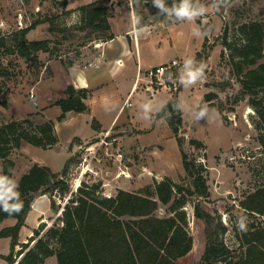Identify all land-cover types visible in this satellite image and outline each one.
<instances>
[{
	"label": "rangeland",
	"instance_id": "obj_1",
	"mask_svg": "<svg viewBox=\"0 0 264 264\" xmlns=\"http://www.w3.org/2000/svg\"><path fill=\"white\" fill-rule=\"evenodd\" d=\"M65 1L0 0V36H11L15 31L38 21L36 27L27 33V38L48 40L49 47L29 59L14 51L12 43L11 49H0V124L12 119L30 118L34 123L52 119L59 136V142L48 148L23 141L20 148L13 149L11 157L16 162V168L6 186L15 191L23 171L34 163H45L54 171H61L70 156L79 154L77 159L81 160L84 153L93 155L94 151H82L78 145L94 143L107 130H111L118 141L109 146L102 145L101 148L96 144L93 150L97 151V159L92 161V171H89L91 178L87 177L90 182H107L105 189L112 194H116L120 188L151 191L155 179L166 177L184 186H192L193 179L185 170L180 172V169L183 170L184 149L190 157L205 166L211 193L207 197L191 196L183 207L187 212L193 247L175 264H196L204 253L205 222L196 216L194 209L199 201L204 210L219 217L226 225L220 237L228 245L239 247V235L245 231L240 229L239 224H245L247 230L249 224L262 220V217L247 212L241 201L256 189L264 187V119L251 105L250 95L241 92L228 53L221 57L224 49L221 36L225 24L227 33L232 37L239 23L264 18V0H191L195 1L193 8L205 9L197 18L204 26L210 46L208 52L192 59L190 65L185 63L181 70L174 72L172 78L166 74L168 85L155 83L147 89L144 82L145 85L131 98L133 105L123 110H120V106L129 94V83L117 79L110 70L100 75L105 85L95 89L96 94L90 105L105 125L114 118L118 121L111 128L97 131H93L91 112H74L67 114L63 120L58 118L62 110L55 102L66 94L71 68H86L85 64L98 55L100 48L91 40L93 36L74 27L79 23L80 14L75 9H66ZM91 1L67 0V5L72 8ZM116 2L125 4L126 0H114L112 6ZM138 2L141 14L137 22L156 18L153 0ZM172 2L176 5L180 3L179 0ZM175 17V13H168L165 19L170 21ZM184 27L189 35L187 43L196 45L201 29L193 20H187ZM169 53L175 54L171 50ZM202 65V75L196 82L190 83L187 73L201 69ZM97 70L95 67L87 69L93 73ZM141 92H145L144 95ZM208 92L215 95L208 99L205 96ZM150 94L154 95L153 99H149ZM259 96L264 99V90L260 91ZM175 97L179 98L183 111L179 137L165 118L155 119V114L168 99ZM132 116L134 119H131ZM136 124L143 129L135 128L133 125ZM151 127L153 129H149ZM192 139L200 140L202 146H193L190 142ZM238 144L250 147L254 158L230 162L228 155ZM79 172L75 167L70 175L72 184H75ZM0 176H3L1 160ZM63 204L64 201L57 203L60 207L57 213L52 210L51 199L39 197L36 200L20 235V243L15 248L17 261L23 255L19 253L22 245L25 242H29V246L35 243L36 239L33 240L31 236L37 227L43 223L46 227L59 223L58 216ZM164 209L166 206L159 210L161 215L165 214ZM5 226H8L7 223H0V228ZM10 246V237H0V253L8 254ZM0 264L8 263L0 258ZM43 264H58L56 255L47 257Z\"/></svg>",
	"mask_w": 264,
	"mask_h": 264
},
{
	"label": "trees",
	"instance_id": "obj_2",
	"mask_svg": "<svg viewBox=\"0 0 264 264\" xmlns=\"http://www.w3.org/2000/svg\"><path fill=\"white\" fill-rule=\"evenodd\" d=\"M180 1V0H179ZM137 6L138 0H132ZM195 1H192L194 5ZM65 8L67 0L63 2ZM170 9L175 4L164 0ZM79 12V23L74 27L86 31L91 40H108L114 37L109 20V7L103 0H94L75 8ZM169 11H161L155 6L154 15L163 19ZM199 22L200 19H198ZM38 21L15 31L11 36H0V49H13L29 59L40 50H46L48 40H29L27 33L36 27ZM224 49L221 57L228 53L232 72L241 86L243 94L250 95V103L264 119V99L259 96L264 90V18L243 21L236 27L232 37L225 24L221 36ZM207 39L197 57L208 52ZM1 53V50H0ZM91 94L88 88H77L70 83L66 94L57 99L56 105L62 112L59 120L67 112H87V99ZM215 95L206 93V98ZM165 118L172 131L178 136L183 122L180 100L175 97L155 114V119ZM94 128L101 125L96 118ZM179 137V136H178ZM177 137V138H178ZM23 141L35 146L48 148L59 141L52 119L34 123L32 119H12L0 124V160L2 174L12 178L16 162L11 157L12 150L20 148ZM191 144L202 146L198 139ZM78 154L70 156L61 171H53L50 166L34 163L19 179L15 194L19 196L22 210L11 215L0 210V223L13 217L16 222L0 228V237H10L8 254L0 253L8 264H43L50 255H56L58 264H175L178 258L186 255L193 247V237L188 230L187 212L183 208L191 196L207 197L210 186L202 162L183 149L184 170L193 179L192 186H184L171 177L154 180L151 191H131L120 188L111 198L101 190V183H83L77 193L66 202L59 223L37 227L29 242L22 245L17 261L16 246L20 243V232L37 197L43 193L51 196L54 212L59 206L53 195L64 198L71 190L70 175L78 163ZM11 202V201H9ZM241 205L251 214L262 217L248 225L240 236V246L228 245L220 234L226 225L219 217L204 210L200 201L194 205L195 214L205 222L206 245L200 261L196 264H264V187L248 194ZM166 206L165 214L159 210ZM46 228V229H45ZM45 229V230H44ZM239 250V251H238Z\"/></svg>",
	"mask_w": 264,
	"mask_h": 264
},
{
	"label": "crops",
	"instance_id": "obj_3",
	"mask_svg": "<svg viewBox=\"0 0 264 264\" xmlns=\"http://www.w3.org/2000/svg\"><path fill=\"white\" fill-rule=\"evenodd\" d=\"M112 1L114 0H103V2L109 7V20L114 37L112 39L102 41L103 43L98 52V55H100V59L98 60L99 66L95 67L98 70L93 73L92 71L88 72V68H71V74H69V84L73 83L77 88L84 87L91 90V94L87 99V103L89 105V111L87 112H91L92 118H96L99 121L101 125L100 128L102 130L111 128L118 120L114 118L110 124L105 125L92 110L90 104L91 100L95 97V89L102 88L105 85L102 81L103 76L100 78V75H104L108 70L112 71V73L117 76V79H121V81L129 83L130 92L134 88L136 76L139 72H143L148 68L158 66L160 64L168 63L175 58H178L183 62H186L189 59H194L197 57V53L201 51L206 39V35L203 30L204 26L202 22L198 21L199 18H195L193 21L195 25L201 29V36L198 40H196V45L192 46V44L187 43L189 35L184 27L187 19H179L175 17L169 21L165 18H151L148 22L141 23L137 22L139 20L138 17L141 14L139 2L136 6L131 0H126L125 4L116 2L114 7L112 6ZM75 8L77 7L71 8L68 5L66 6V9ZM170 50L175 52V54H170ZM99 79H101V81L95 84ZM144 93L141 92V95H144ZM149 96V99L154 98V95L152 94ZM123 108L124 102L121 104L120 110H123ZM74 112L75 111H69L67 114ZM126 118L128 120V117ZM131 119H134V116H132ZM131 119L130 122H133ZM133 126L139 130L143 129L137 124ZM149 129H153V127ZM93 131L97 130H94L93 128ZM151 131L152 130H150V132ZM41 164L45 165V163ZM29 168L24 170L23 173L29 170ZM170 170H172V168H170ZM183 171L184 166L183 170L180 169L181 173H183ZM155 177L159 178L160 176L155 175ZM39 197H37L36 200ZM36 200L33 206H35ZM43 219L44 218L40 219L38 223ZM15 222L16 219L10 217L4 219L1 223L13 225ZM24 227L25 225L22 227L20 235L22 234Z\"/></svg>",
	"mask_w": 264,
	"mask_h": 264
},
{
	"label": "built area",
	"instance_id": "obj_4",
	"mask_svg": "<svg viewBox=\"0 0 264 264\" xmlns=\"http://www.w3.org/2000/svg\"><path fill=\"white\" fill-rule=\"evenodd\" d=\"M170 15H174V12H171ZM102 43H103L102 40L95 41L96 47H101ZM99 59H100V55L95 56L93 59L89 60L85 64V67L86 68L98 67L99 66V62H98ZM184 66H185V62H183L182 60H180L178 58H175V59H172L168 63L160 64L158 66L148 68V69L144 70L143 72H139L136 76L134 88L129 92L127 99L124 102V107H129V106L133 105L131 98L133 97L135 92H137L139 90V88L142 85H145L144 82L147 84V89H150V87H149L150 84H155V83L157 85H168L167 84V78H165V75L168 74L169 78H172L174 72L177 70H181ZM117 141H118V137L115 134H112L111 130H107L103 134V137H101V139L95 141L94 143H91V144L89 143L88 145H83L81 143L78 145L79 149H81L82 151L88 150V151H94V153H93V155H90V153L88 155H86L84 153L81 156V160H78L76 168H77V170L80 171L79 177L75 178V180H76L75 184H72L71 179H70V184H71L70 192L64 198H61L59 195H56V194L53 195V198L56 200V203H61L62 201H64L63 207H62L59 214L62 213L64 206H65L66 202L69 200V198L73 196V193L78 192L79 188L83 185V183H85V182L88 184L93 183V182H90L89 179H87V177L91 178L89 171H92V161H93V159H97V157H96L97 151L95 152V150H93L97 146L96 144H98V147L101 148V147H103L102 145L109 146V144H114ZM82 151H80V152H82ZM79 157L80 156H78V158ZM252 158H254L252 149L250 147L244 145V144H238L237 146H235L230 151V153L228 155V159L232 163H236L239 161H244V160L252 159ZM123 172L125 173L124 170H123ZM91 173H93V172H91ZM126 175H128V174H126ZM96 183H101V190L106 197L111 198L112 196L115 195V194H112L111 192H109L108 190L105 189L106 186L108 185L107 182L98 181ZM41 196L51 199V196L48 195L47 193H43ZM57 200H59V201H57Z\"/></svg>",
	"mask_w": 264,
	"mask_h": 264
},
{
	"label": "clouds",
	"instance_id": "obj_5",
	"mask_svg": "<svg viewBox=\"0 0 264 264\" xmlns=\"http://www.w3.org/2000/svg\"><path fill=\"white\" fill-rule=\"evenodd\" d=\"M153 4L160 8L161 11L174 12L177 18L187 19L188 21H192L198 16H201L205 10L203 7L200 9L193 8L191 0H180L179 5L174 4L170 9L165 7L164 0H153ZM185 63L186 65H190L193 63V60L189 59ZM202 68L203 65L201 69L187 73V78L190 83H194L200 78ZM8 180L10 178L7 177L6 179V176H0V210L11 215L12 213H19L22 210V204L19 202V196L11 188L6 186ZM14 187L16 188V185ZM239 227L241 230H246V226L243 223L239 224Z\"/></svg>",
	"mask_w": 264,
	"mask_h": 264
}]
</instances>
